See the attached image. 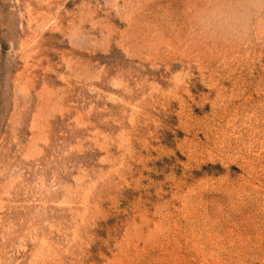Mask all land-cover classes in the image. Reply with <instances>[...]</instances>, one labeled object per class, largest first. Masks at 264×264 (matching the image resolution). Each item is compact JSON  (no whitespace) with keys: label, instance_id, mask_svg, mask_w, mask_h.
Returning <instances> with one entry per match:
<instances>
[{"label":"rangeland","instance_id":"1","mask_svg":"<svg viewBox=\"0 0 264 264\" xmlns=\"http://www.w3.org/2000/svg\"><path fill=\"white\" fill-rule=\"evenodd\" d=\"M0 264H264V0H0Z\"/></svg>","mask_w":264,"mask_h":264}]
</instances>
